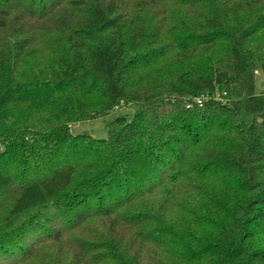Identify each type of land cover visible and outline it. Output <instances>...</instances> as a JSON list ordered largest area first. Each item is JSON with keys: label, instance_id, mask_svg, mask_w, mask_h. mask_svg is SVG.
Segmentation results:
<instances>
[{"label": "trees", "instance_id": "16d2710c", "mask_svg": "<svg viewBox=\"0 0 264 264\" xmlns=\"http://www.w3.org/2000/svg\"><path fill=\"white\" fill-rule=\"evenodd\" d=\"M258 72L264 0H0V264H264ZM185 171L215 184L197 230L154 202Z\"/></svg>", "mask_w": 264, "mask_h": 264}, {"label": "rangeland", "instance_id": "374dc122", "mask_svg": "<svg viewBox=\"0 0 264 264\" xmlns=\"http://www.w3.org/2000/svg\"><path fill=\"white\" fill-rule=\"evenodd\" d=\"M42 51V50H41ZM39 50V54L30 58L27 63L22 64L21 72L23 74L30 72L32 69H35L36 65L38 71L42 70V75L40 74V78L45 76V73H49V65L51 61L45 55H43ZM221 52V51H219ZM33 72V71H32ZM255 92L257 94H264V73L258 72L255 77ZM52 105H47L46 107L34 106L32 104H24L20 106H16L11 109V115L14 118L24 119V120H34V121H42L49 117ZM55 107V113H58L59 108ZM68 108V106L66 107ZM136 110V106L131 104L128 106H124L121 110L114 111L106 117L93 119V120H85L80 116L75 117L74 123L71 124V129L75 134H88L95 138L105 139L108 135V125L110 121H112L118 115H132ZM81 114V112L79 113ZM82 116V115H81ZM244 118L247 121H251L253 119L251 114H245ZM208 185V186H207ZM213 182H203L198 179L197 173H191L189 171H185V175H179L178 180L176 182V189H171L167 197L162 193H158L154 198L155 204L163 203L165 216L171 223H180L183 225H188L189 228H194L197 230L198 221L197 214L205 212L209 213L210 210V193L213 192L215 186ZM204 186V189H203ZM169 187H167L168 189ZM173 193V195H171ZM171 197H174L171 202L167 200ZM51 253V247L46 248Z\"/></svg>", "mask_w": 264, "mask_h": 264}, {"label": "built area", "instance_id": "2783aa9c", "mask_svg": "<svg viewBox=\"0 0 264 264\" xmlns=\"http://www.w3.org/2000/svg\"><path fill=\"white\" fill-rule=\"evenodd\" d=\"M214 97H215L216 99H220L221 101L225 102V99H223L222 97H220L219 94H216ZM209 98H210L209 95H202V96L196 97V98H195V102H196L198 105H203L204 102L207 101Z\"/></svg>", "mask_w": 264, "mask_h": 264}]
</instances>
